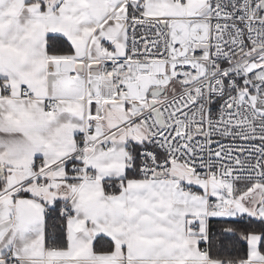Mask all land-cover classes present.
<instances>
[{
  "label": "snow or ice",
  "instance_id": "obj_1",
  "mask_svg": "<svg viewBox=\"0 0 264 264\" xmlns=\"http://www.w3.org/2000/svg\"><path fill=\"white\" fill-rule=\"evenodd\" d=\"M0 264H264V0H0Z\"/></svg>",
  "mask_w": 264,
  "mask_h": 264
}]
</instances>
